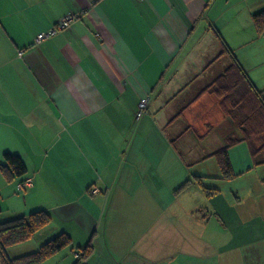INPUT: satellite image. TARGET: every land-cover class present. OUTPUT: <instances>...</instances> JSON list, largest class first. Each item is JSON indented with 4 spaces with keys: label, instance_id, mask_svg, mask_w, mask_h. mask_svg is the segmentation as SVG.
Returning a JSON list of instances; mask_svg holds the SVG:
<instances>
[{
    "label": "crops",
    "instance_id": "0c3cea01",
    "mask_svg": "<svg viewBox=\"0 0 264 264\" xmlns=\"http://www.w3.org/2000/svg\"><path fill=\"white\" fill-rule=\"evenodd\" d=\"M263 9L264 0H0V158L19 155L32 178L17 208L51 215L37 243L60 232L79 247L90 240L88 264H264V180L226 198L221 172L195 170L216 188L201 220L197 202L174 193L189 166L247 142L239 110L204 89L230 64L214 31L264 89V32L253 22ZM68 13L79 16L34 43Z\"/></svg>",
    "mask_w": 264,
    "mask_h": 264
},
{
    "label": "trees",
    "instance_id": "16d2710c",
    "mask_svg": "<svg viewBox=\"0 0 264 264\" xmlns=\"http://www.w3.org/2000/svg\"><path fill=\"white\" fill-rule=\"evenodd\" d=\"M253 22L257 34H262L264 32V9L253 15ZM214 32L221 44L219 56L228 55L230 64L204 90L212 91L221 98V106L226 112H231L232 109L239 110L242 115V137L240 140L247 141L251 146V153L255 155L264 148V89H258L255 86L236 59L233 51L227 47L220 34L217 31ZM35 37L34 43H36ZM256 137H262V142L258 147L252 142L253 138ZM237 141L239 140H230L210 155L216 158L221 172L220 178L223 180H231L238 176V173L233 170L228 153V149ZM3 157L5 162L0 164V169L4 178L7 181L18 179V185L26 178V166L23 160L19 155L9 152H5ZM202 178V176L193 175L192 178L186 179L175 191L182 190L196 181L207 195H211L216 191V188L205 186L202 183ZM25 188L27 187L22 189L17 187L19 191ZM50 222L51 215L44 209L33 210L28 214L0 222V264H40L61 249L70 246L72 244L71 237L66 232H60L46 240L33 252L13 258L7 255L6 248L8 246L29 240L37 231ZM72 249L76 251L75 254L77 253L75 255L77 258L73 264H87L86 260L93 252L91 241L89 240L82 247L77 246Z\"/></svg>",
    "mask_w": 264,
    "mask_h": 264
},
{
    "label": "rangeland",
    "instance_id": "374dc122",
    "mask_svg": "<svg viewBox=\"0 0 264 264\" xmlns=\"http://www.w3.org/2000/svg\"><path fill=\"white\" fill-rule=\"evenodd\" d=\"M261 142L262 140H260L259 138H256L254 140V145L258 147L261 144ZM147 146L153 152L157 150L162 152L164 149V145H160L156 143H153V144L148 143ZM1 147L2 145H0V150H1ZM176 148L178 151L177 145H176ZM140 149L144 150L143 147ZM228 153H229L230 161H231L234 172L235 173L243 172V173L240 176H236L235 178L231 180H225L224 187L226 191L224 190V193H225L224 195H226L225 196L226 198H229V195L231 194V192L234 195H237L238 190L242 189L241 186L243 185L247 186L249 181H252V183L253 182L255 183V180H257L258 178L259 180H264V148L255 154L256 155L255 159H254L255 155L251 153V146L247 142L238 143L236 145L231 146L228 149ZM4 162H5L4 158L3 159L0 158V164ZM186 162H189V160L188 161L186 160ZM200 167L206 169L207 172H214L215 170H218L220 173V168L217 163V160L214 156H212L211 158H208L207 160H205L204 163H202L201 165L197 164V165L189 166V169H190L189 177L192 178L193 172L199 169ZM249 168L252 169L251 172L246 171ZM17 183H18L17 179H14L12 181H7L4 178V175L0 169V222L23 215V214L30 213V211L23 212L19 210V208H17V207H21V205L23 204L25 191L27 189L25 188L24 190L19 191L17 189ZM179 186H180V183L176 185L175 190ZM190 186L192 188L191 190L192 193L190 194L184 191L185 188L182 189L184 192H181L182 190H179L177 192L174 190V193L178 196L177 200L179 201L183 200V201H189V202L195 200L197 202L196 209L198 210L196 216H198L200 220L201 218L203 219L207 216H211V213L208 214V210L209 211L212 210L211 206L215 204V200L208 199L209 196L205 192H203L202 194L201 192H196L198 191V189H201L198 182L195 181L192 184H190ZM174 193L172 192V195H174ZM216 206H218V202ZM222 210L224 213H226V209L222 207ZM32 238H30V240H26L24 242L8 246L6 248L7 255L10 258L21 256L26 253H30V252L37 250L41 244L46 242L45 240V241H40L37 243V240H34V238L33 239ZM25 243H29V244H25ZM33 243L34 245L36 244L37 245L33 247ZM16 247H20L19 248L20 250H15ZM22 247H25V248H22ZM73 247L76 248L77 245L72 243L70 246H66L65 248L61 249L59 252L55 253L54 255H52L51 257H49L48 259H46L40 264H73L77 258L75 256L76 251L72 249ZM97 257H100V256L97 255ZM93 259H98V258L93 257Z\"/></svg>",
    "mask_w": 264,
    "mask_h": 264
},
{
    "label": "built area",
    "instance_id": "2783aa9c",
    "mask_svg": "<svg viewBox=\"0 0 264 264\" xmlns=\"http://www.w3.org/2000/svg\"><path fill=\"white\" fill-rule=\"evenodd\" d=\"M78 13H68L66 15H64L63 17H61L58 22L53 25L52 27L48 28L45 31H41L39 33H37L36 37H35V42L36 43H40L42 40L55 35L57 32L68 28L71 23L78 17ZM148 100L149 97L145 96L142 97L138 104H137V111L135 113L136 118L140 117L146 110L147 104H148ZM32 184V178L31 177H26L22 182H20L17 187L18 189H22L24 187H28ZM97 189H94L93 192H97ZM77 254V253H76ZM75 254V255H76Z\"/></svg>",
    "mask_w": 264,
    "mask_h": 264
}]
</instances>
